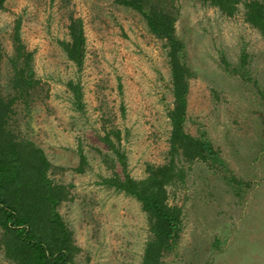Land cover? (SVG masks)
Listing matches in <instances>:
<instances>
[{
	"label": "rangeland",
	"instance_id": "rangeland-1",
	"mask_svg": "<svg viewBox=\"0 0 264 264\" xmlns=\"http://www.w3.org/2000/svg\"><path fill=\"white\" fill-rule=\"evenodd\" d=\"M172 13L188 70L184 130L215 154L184 164L185 180L168 188L182 224L162 264H264V39L245 21L243 4L226 17L203 0H173ZM70 18L83 25L80 68L60 46L69 39ZM17 24L36 81L23 98L12 88L15 65L24 66L13 43ZM167 53L143 17L116 0L2 2L0 96L17 95L8 125L44 151L49 177L69 187L58 210L80 264L142 263L148 219L136 199L102 183L122 174L104 139L109 134L125 154L135 180L167 162L173 108ZM68 82L80 87L81 110ZM80 152L86 165L79 173ZM0 264H13L1 249Z\"/></svg>",
	"mask_w": 264,
	"mask_h": 264
},
{
	"label": "trees",
	"instance_id": "trees-1",
	"mask_svg": "<svg viewBox=\"0 0 264 264\" xmlns=\"http://www.w3.org/2000/svg\"><path fill=\"white\" fill-rule=\"evenodd\" d=\"M203 1L226 17L234 16L238 6L243 4L245 21L264 39V0ZM2 2L0 0V9ZM116 2L137 11L145 20L150 34L166 44L173 108L168 113L171 132L167 162L160 166H148L146 177L135 180L127 173L125 154L106 134L104 142L116 156L122 174H114L102 180V183L141 204L151 234L141 264H162L163 253L176 246L182 224V210L169 203L168 188L185 180L184 164L196 160L206 161L215 151L184 130L188 70L182 60V44L175 35L173 0ZM67 28L69 39L60 42V46L68 60L80 68L86 43L82 21L70 18ZM13 43L17 59L24 62V66L18 68L15 65L12 88L19 98H23L33 89L36 81L27 68L31 54L24 52L19 24L15 27ZM67 88L73 95L74 105L81 110L82 93L79 85L68 82ZM16 97L6 100L0 96V249L5 259L13 264H80L76 261L80 249L75 245L73 233L58 210L69 198V187L55 183L49 177L51 164L41 148L28 139L18 137L9 128ZM112 135L118 139L119 131ZM79 158L80 165L76 171L80 173L86 165V158L82 152Z\"/></svg>",
	"mask_w": 264,
	"mask_h": 264
}]
</instances>
